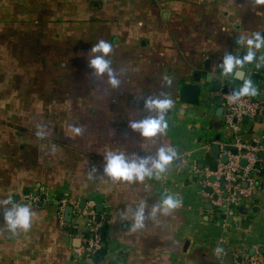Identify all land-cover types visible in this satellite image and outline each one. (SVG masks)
<instances>
[{
  "label": "crops",
  "instance_id": "1",
  "mask_svg": "<svg viewBox=\"0 0 264 264\" xmlns=\"http://www.w3.org/2000/svg\"><path fill=\"white\" fill-rule=\"evenodd\" d=\"M258 12L264 5L253 0H0V201L11 197L33 213L27 231L12 233L2 220L9 205L0 206V264H242L246 256L264 257V166L232 215L202 188L213 144L216 160L231 154L224 147L264 148V48L241 70L255 76L257 94L249 98L258 114L234 131L212 105L217 80L229 90L241 84L217 65L227 53L246 52L253 33L264 35ZM99 40L112 45L106 59L120 80L116 88L88 67ZM184 83L201 88L197 107L180 102ZM163 96L173 101L166 133L142 138L130 130L129 120L154 114L144 99ZM161 146L177 157L159 177L129 184L104 176L106 152L155 156ZM29 193L45 203L26 201ZM166 194L181 206L153 214ZM61 199L81 208L93 203L104 244L94 259L76 254L87 236L84 220L71 214L59 225ZM141 205L144 226L133 230Z\"/></svg>",
  "mask_w": 264,
  "mask_h": 264
},
{
  "label": "clouds",
  "instance_id": "2",
  "mask_svg": "<svg viewBox=\"0 0 264 264\" xmlns=\"http://www.w3.org/2000/svg\"><path fill=\"white\" fill-rule=\"evenodd\" d=\"M256 5H264V0H253ZM264 14V13H257ZM239 42V41H238ZM247 51L241 56L232 53L225 54L221 62L217 65L218 69L228 76H234L241 80L238 88L231 92L230 99L232 102L240 100L242 97L255 96L257 89L250 77L245 78L242 68L245 64H251L257 60V52L264 48V35L255 32L246 39ZM112 51V45L106 40L97 41L90 49L91 57L87 59L88 67L91 74L96 77L107 76V82L112 88H116L120 84L117 74L110 66V62L106 57ZM259 66V65H258ZM165 85L171 84V79L164 78ZM144 109L152 115H147L139 120H129L128 127L133 132H137L142 138H152L157 135H164L168 128V122L165 119L168 111L173 106V101L167 96L151 97L144 99ZM74 132L79 135L80 128L74 127ZM40 135V133H37ZM177 157V152L170 146H161L157 148L155 156L137 157L135 154L126 155L121 150H110L103 155L104 176L113 181L139 183L145 178L159 177L165 172L166 167ZM95 169L89 172L92 176ZM181 200L171 194L162 196L158 206H154L153 214L159 212L168 214L174 209L181 206ZM9 205L2 213L4 226L12 233L17 230L27 231L32 223V210L28 205H22L13 202L11 197L0 201V206ZM145 219L144 206L141 205L133 214V230L143 228Z\"/></svg>",
  "mask_w": 264,
  "mask_h": 264
},
{
  "label": "built area",
  "instance_id": "3",
  "mask_svg": "<svg viewBox=\"0 0 264 264\" xmlns=\"http://www.w3.org/2000/svg\"><path fill=\"white\" fill-rule=\"evenodd\" d=\"M223 101V125L234 131L238 129L239 122L245 118H254L260 110L259 105L252 102L249 97H242L240 100L232 102L230 95L227 94L223 96ZM260 152L264 154L263 147L240 145L237 148V154L227 153L225 155L227 161L218 163L214 172L206 170L202 188L206 191L210 189V191L203 193L214 207L226 208V211H229V207L235 209L240 205L242 196L253 187L254 175L263 169L264 161L257 157ZM209 177L214 178V182H210ZM243 185H246V188ZM214 197H216L215 200ZM24 199L34 204L45 203V200L31 193L27 194ZM55 205L58 223L61 227L65 228L66 226L63 216L64 210L68 206L72 208L74 219H82L86 224L87 236L83 239L81 247L76 250V254L83 260L98 255L102 248V234L101 225L96 221L97 216L93 210V203L87 202L81 208L77 203L61 199L55 202ZM242 264H264V257L261 255L246 256Z\"/></svg>",
  "mask_w": 264,
  "mask_h": 264
},
{
  "label": "water",
  "instance_id": "4",
  "mask_svg": "<svg viewBox=\"0 0 264 264\" xmlns=\"http://www.w3.org/2000/svg\"><path fill=\"white\" fill-rule=\"evenodd\" d=\"M245 54V52H243L240 56L242 57ZM254 62V61H253ZM253 62L251 64H245L244 67H251ZM260 69V67H258ZM244 75V72H242ZM255 76H253L251 79L254 80ZM239 80V79H237ZM193 81L196 82L197 79L193 78ZM241 81V80H240ZM222 87V82L221 80H217L215 82V87H214V91L217 93V95L214 96L213 98V106L217 107L216 110V116L217 117H221L223 114V96L224 95H231V92L236 89V88H231L230 90L228 88H221ZM202 90L201 88L197 85V84H192V83H184L181 85L180 88V102L185 103L187 105H190L191 107H197L199 105L200 102V94H201ZM205 106H209L210 102H205L204 103ZM192 111V110H190ZM225 151H229L231 154H237V150L236 149H232V148H228V147H224L223 148ZM218 152H219V146L216 144H213L210 147V157L212 159V161L209 164V170L210 172H214L216 170V167L218 165V163H225L227 161L226 156H224L223 158H220L219 160H216L218 157ZM243 152V151H242ZM259 159H264V154L263 153H259L257 156ZM242 163L244 164V161H242ZM210 182H214V178H210ZM210 189H207V192H209ZM214 200L216 199V197L213 198ZM97 210L100 212L101 208L100 206L97 208ZM220 211H226V208H222L219 207ZM233 207H229V214L232 215L233 214ZM71 214H72V208L70 206L66 207L64 210V218L67 222L70 221L71 218ZM97 220V219H96ZM104 244H102V250L101 252H103L104 250ZM259 252L264 253L263 249H260ZM253 253V251L251 252V254Z\"/></svg>",
  "mask_w": 264,
  "mask_h": 264
},
{
  "label": "trees",
  "instance_id": "5",
  "mask_svg": "<svg viewBox=\"0 0 264 264\" xmlns=\"http://www.w3.org/2000/svg\"><path fill=\"white\" fill-rule=\"evenodd\" d=\"M103 233V230L101 229V234ZM92 259H94V258H91V259H89V260H92Z\"/></svg>",
  "mask_w": 264,
  "mask_h": 264
}]
</instances>
